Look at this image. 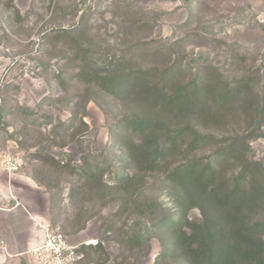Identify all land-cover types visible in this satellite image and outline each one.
Returning a JSON list of instances; mask_svg holds the SVG:
<instances>
[{"label":"rangeland","instance_id":"obj_1","mask_svg":"<svg viewBox=\"0 0 264 264\" xmlns=\"http://www.w3.org/2000/svg\"><path fill=\"white\" fill-rule=\"evenodd\" d=\"M87 8L92 14L85 35L77 31L44 37L52 29L76 26ZM124 17L143 24V30L122 32L118 22ZM176 39H183L176 52L186 55V65L191 59L201 60L216 66L228 81L234 80L238 53L253 57L255 69L263 65L264 0H0V153L24 162L15 173L0 171L9 179L17 174L35 183L41 194L35 203L47 201L50 224L61 226L69 243L84 248V264H182L161 258L165 235L156 230L148 243L131 241L144 232L138 223L145 215L161 217V207L176 212L159 179L150 180L131 204L128 214L134 215L127 223L118 218L121 206L111 201L112 190L105 192L99 186L89 194L70 195L73 185L85 182L71 167L104 155L110 146L114 156L120 144L112 120L114 109L107 105L111 99L87 92L92 88L79 80L81 54L85 62L90 58L95 62L136 43H148L141 52L146 53ZM259 79L261 86L263 77ZM247 155L264 167V134L249 142ZM124 169L131 172L128 166ZM13 183L26 192L19 179ZM144 195L152 206L147 214L141 207ZM189 217L199 218V212L192 210ZM98 241L102 251L87 248Z\"/></svg>","mask_w":264,"mask_h":264},{"label":"trees","instance_id":"obj_2","mask_svg":"<svg viewBox=\"0 0 264 264\" xmlns=\"http://www.w3.org/2000/svg\"><path fill=\"white\" fill-rule=\"evenodd\" d=\"M91 14L87 8L76 26L52 29L44 37L77 31L85 35ZM141 25L125 17L118 22L122 32L142 31ZM147 25L150 29L153 24ZM182 40L161 48H153L151 42L148 54L141 53L148 43H136L95 62L91 58L85 62L81 54L79 80L92 88L87 92L111 99L107 105L114 109L120 144L114 156L110 146L104 155L71 167L85 182L73 185L70 195L89 194L99 186L105 192L112 190L111 201L121 206L118 218L127 223L134 215L128 214L131 204L150 180L159 179L176 212L161 207V217L139 219L144 232L130 237L132 243H148L156 230L165 235L161 258L172 263L264 264V167L247 155L249 142L264 134V62L255 69L253 57L238 53L233 62L235 79L228 81L212 64L191 59L186 65V55L176 52ZM106 109L103 106L109 113ZM127 166L130 173L124 169ZM149 206L144 195L145 214ZM192 210L199 212V218L189 217ZM79 248L84 264V248ZM87 248L102 251L99 241Z\"/></svg>","mask_w":264,"mask_h":264},{"label":"crops","instance_id":"obj_3","mask_svg":"<svg viewBox=\"0 0 264 264\" xmlns=\"http://www.w3.org/2000/svg\"><path fill=\"white\" fill-rule=\"evenodd\" d=\"M0 176V264H38L30 251L43 242L42 227L51 222L47 201L35 203L41 194L28 178L15 174L9 179L2 171ZM11 179L24 183L26 192L14 188Z\"/></svg>","mask_w":264,"mask_h":264},{"label":"built area","instance_id":"obj_4","mask_svg":"<svg viewBox=\"0 0 264 264\" xmlns=\"http://www.w3.org/2000/svg\"><path fill=\"white\" fill-rule=\"evenodd\" d=\"M23 164L22 158L0 153V169L8 174L19 171ZM43 232V242L30 251L38 264H80L84 255L78 245L69 243L61 226L47 223Z\"/></svg>","mask_w":264,"mask_h":264}]
</instances>
